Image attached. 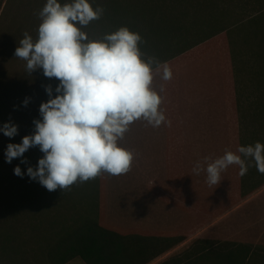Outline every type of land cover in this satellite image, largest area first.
<instances>
[{
	"label": "trees",
	"instance_id": "16d2710c",
	"mask_svg": "<svg viewBox=\"0 0 264 264\" xmlns=\"http://www.w3.org/2000/svg\"><path fill=\"white\" fill-rule=\"evenodd\" d=\"M97 1L110 33L122 26L139 33L142 58L155 57L172 71L163 83L162 72L153 65L152 86L162 98L159 108L166 120L158 127L137 120L119 141L124 147L138 136L141 148L150 147L160 175L147 186L130 169L122 175L101 172L50 191L51 210H39L34 220L45 224L50 235L39 238L43 241L33 250L40 260L22 264H66L75 258L85 264H149L232 207L235 164L221 173L219 185H210L206 172H193V165L257 142L249 140L247 125L236 138V127L227 129L229 118L245 120L253 112L264 120V3L258 16L226 24V0ZM6 3L0 0V14ZM239 34L243 37L236 48ZM236 72L247 74L257 96L237 89ZM244 84L242 80L240 86ZM3 215L0 208V252L19 255L22 246L15 240L26 233L25 227L20 230ZM157 264H264V249L202 237Z\"/></svg>",
	"mask_w": 264,
	"mask_h": 264
},
{
	"label": "clouds",
	"instance_id": "9594fccd",
	"mask_svg": "<svg viewBox=\"0 0 264 264\" xmlns=\"http://www.w3.org/2000/svg\"><path fill=\"white\" fill-rule=\"evenodd\" d=\"M102 12L90 0H70L63 5L59 0H46L39 13L38 37L33 40L25 32L15 49L14 56L26 61L30 73L42 69L45 77L59 83L54 90L45 85L49 99L39 106L41 118L33 121L35 131L24 135L20 143H8L5 161L11 163L38 146L43 155L35 167H27L26 174L49 191L94 179L101 172L127 173L133 153L119 141L129 126L142 119L158 127L166 120L159 108L162 98L152 82L153 65L165 81L172 78L169 65L155 57L143 59L139 33L126 26L103 39L90 40L80 26L99 19ZM0 132L14 137L18 125L6 121ZM250 159L264 174V143L257 141L215 159L198 160L193 172L204 171L210 185H219L221 173L230 165H239V174L245 175ZM14 174L25 172L17 165Z\"/></svg>",
	"mask_w": 264,
	"mask_h": 264
},
{
	"label": "rangeland",
	"instance_id": "374dc122",
	"mask_svg": "<svg viewBox=\"0 0 264 264\" xmlns=\"http://www.w3.org/2000/svg\"><path fill=\"white\" fill-rule=\"evenodd\" d=\"M59 2L63 5L66 2H70V0H59ZM91 3L95 4V6H92L94 9L97 7L102 8L101 2L97 0H90ZM225 3L226 7H224L223 11V14H225L224 22L230 24V22L236 20L240 22L239 19H242L243 16H258L259 10L257 9L264 3V0H226ZM45 4L46 0H7L0 14V125L9 120L18 125V134L14 137H7L0 132V208L2 214H4L1 219L16 221V225H19L18 228L22 229L25 227L26 232L24 235L17 232L18 236L15 240V242L20 243L22 246L21 253L19 255H11L12 252L7 251L4 254L0 252V264H22L24 261L38 262L40 260L39 253L33 251L35 250L36 243L40 240L42 243L43 239L39 238L50 235L48 228L45 229V224L39 226L37 225L39 223L36 224L34 220L39 210L45 214L51 210L50 206L47 205L51 203V193L38 180L30 178L26 174L27 167H35L43 153L39 150L38 146H34L29 148L22 158H15L11 163L5 161L7 144L20 143L24 135L35 131L33 121L34 119L41 118L39 106L42 101L49 99L45 91V85L50 84L54 90L59 83L55 78L49 79L45 77L42 69H37L30 73L26 68V61L14 56L15 49L25 32L29 33L33 40L38 37V27L42 22L39 13ZM107 19H105V15H102L98 20L91 21L87 26H80L81 30L87 34L90 40L103 39L106 34H110V27H107ZM242 37L243 34L237 36L235 41L236 48L240 47V38ZM249 64H252V61H248ZM243 74L236 72L233 75V80L234 78L239 80L237 82V89L246 90L251 95V98H254V96L258 95L259 91L248 80L247 74ZM242 80L245 82L244 87L240 86ZM234 86L235 83H233V88ZM53 95H56L55 91H53ZM179 98L178 96L177 99ZM25 99H28L26 106L24 104ZM250 113L251 115L246 116L245 120H241L238 116L229 118V127L227 129L234 130L236 127V138L238 134L245 132L244 126L246 125V132L250 135L264 134V120L258 119L257 115L253 112ZM200 127L202 128L203 126L200 125ZM186 138L187 140L189 139L188 134L184 135V139ZM154 139L156 137L151 140L155 141ZM232 139L235 140L233 135ZM124 147L133 153L130 170L137 174L147 186L156 183L160 172L157 170L154 164L155 161L151 157L153 154L150 152V147H146V149L144 147L141 148L138 136H134V139L129 141ZM22 159L26 160V163H22ZM17 165L21 167L25 175L18 176L14 174V168ZM34 197L46 200L47 202L43 205L42 202H37L40 199L37 200ZM10 202L16 203L19 207L12 210L9 205ZM257 213L259 212H254L253 217H256ZM42 218L45 221L44 217ZM244 220V216L236 214L232 206L221 216L214 218L202 228L194 231L182 243L149 264H157L182 252L196 239L202 237H207L210 240L233 239V241L235 240L239 243L253 241V243L263 249L264 236L262 235L259 238V233H257L258 225L253 226L255 228L252 234L254 240L249 232H243L242 229L240 231ZM66 264L85 263L81 259L75 258Z\"/></svg>",
	"mask_w": 264,
	"mask_h": 264
},
{
	"label": "crops",
	"instance_id": "0c3cea01",
	"mask_svg": "<svg viewBox=\"0 0 264 264\" xmlns=\"http://www.w3.org/2000/svg\"><path fill=\"white\" fill-rule=\"evenodd\" d=\"M241 137H243V135ZM248 138L251 142L259 141L264 143V134H253ZM239 171V165H235L233 176L234 202L232 206L234 207L235 213L240 216L243 215L245 219L244 224L242 225L243 227L241 226L240 231L241 229L243 232L247 231L252 237L255 229L253 226L258 225L257 228H259L257 229V233H259L260 238L262 235L264 236V174L258 172L254 160L251 159L248 162L247 173L241 176ZM257 211L259 213L256 214V217H253L254 212ZM252 238L254 240V237ZM246 244H250L253 247L261 249V247L253 243V241L247 242Z\"/></svg>",
	"mask_w": 264,
	"mask_h": 264
}]
</instances>
